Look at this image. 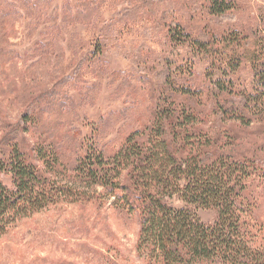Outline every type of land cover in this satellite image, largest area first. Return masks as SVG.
Listing matches in <instances>:
<instances>
[{
    "label": "rangeland",
    "instance_id": "rangeland-1",
    "mask_svg": "<svg viewBox=\"0 0 264 264\" xmlns=\"http://www.w3.org/2000/svg\"><path fill=\"white\" fill-rule=\"evenodd\" d=\"M231 1L238 6L237 27L251 33L249 43L233 51L242 64L232 79L238 88H250L249 62L255 36L264 30V0ZM207 2L0 0L1 126L20 132L26 145L54 135L68 171L89 151L118 149L150 121L162 70L179 66L184 85L207 89L208 58L175 47L167 35L176 23L191 37L227 28L209 15ZM252 129L237 135L242 144L262 143L257 155L264 159V129ZM0 180L13 189L10 175L0 173ZM245 191L242 201L251 206L246 232L259 247L264 179L252 178ZM170 205L185 206L177 197ZM187 208L201 223L212 225L217 218L215 210ZM138 228L136 217L113 210L112 199L102 209L58 205L0 238V264H146L135 255Z\"/></svg>",
    "mask_w": 264,
    "mask_h": 264
},
{
    "label": "trees",
    "instance_id": "trees-1",
    "mask_svg": "<svg viewBox=\"0 0 264 264\" xmlns=\"http://www.w3.org/2000/svg\"><path fill=\"white\" fill-rule=\"evenodd\" d=\"M207 4L227 28L196 37L178 23L167 29L175 47L208 58L207 89L184 85L179 66L162 70L150 121L118 149L89 151L68 171L54 135L26 145L0 124V173L13 182L10 191L0 180V238L58 205L102 209L112 199L113 210L136 217L135 255L146 264H264V245L253 247L246 232L251 206L242 201L248 182L264 179L262 143L242 144L237 135L264 129V30L251 53V86L238 88L232 78L242 58L233 51L251 33L237 27L231 0ZM174 197L185 205L180 210L170 205ZM187 206L215 210L217 218L201 223Z\"/></svg>",
    "mask_w": 264,
    "mask_h": 264
}]
</instances>
